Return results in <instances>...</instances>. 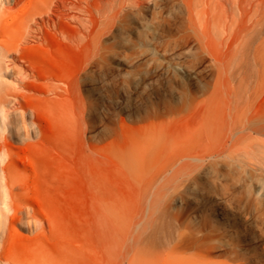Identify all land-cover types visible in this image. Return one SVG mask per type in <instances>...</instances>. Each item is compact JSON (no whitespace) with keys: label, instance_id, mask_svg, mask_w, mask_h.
<instances>
[{"label":"rangeland","instance_id":"rangeland-1","mask_svg":"<svg viewBox=\"0 0 264 264\" xmlns=\"http://www.w3.org/2000/svg\"><path fill=\"white\" fill-rule=\"evenodd\" d=\"M46 1L0 0V39L19 42L0 91L40 115L5 105L0 184L11 169L49 214L44 242L74 264H264V0H62L78 9L56 28ZM84 25L90 42L68 39ZM25 68L61 80L60 106ZM14 229L0 264H73Z\"/></svg>","mask_w":264,"mask_h":264},{"label":"bare ground","instance_id":"bare-ground-1","mask_svg":"<svg viewBox=\"0 0 264 264\" xmlns=\"http://www.w3.org/2000/svg\"><path fill=\"white\" fill-rule=\"evenodd\" d=\"M50 5L54 6V11H55V16H56V21H53L54 27L55 26L57 27L58 24H60L59 21L61 20V15H62V14H60L61 12L63 13L64 10H73L74 11V10L78 9V6L76 5L75 1H72L70 3V5H68V3H66L62 0H47L46 6H48V8H49ZM87 10H89V8ZM64 14H67V16L69 18L73 19L74 21H76L78 19V16H76L77 15L76 13H75L76 15L74 13L69 14L67 12ZM6 24H7V20H5V19H3L0 22V37L3 36L2 34L4 33V27L6 26ZM43 25H44V20L42 19V22L38 23L37 27L35 29H33L36 33V36L41 37ZM84 27L86 29V33H83L82 31H80L81 32L80 34H83V35L73 34L72 36H68V39L71 40L73 43H78V42H80V40H82L84 38L87 39V41H89V38L92 37L94 32H95L94 28L93 27L89 28V27H86L85 25H84ZM44 28H45V26H44ZM74 28L76 29V27H74ZM75 29H74V31H75ZM69 31H71V30H69ZM58 34L65 36V33L63 31H61L60 29L58 30ZM95 40L97 41V39H95ZM93 42H95V41H93ZM18 43L19 42H17V41H14V42L8 41L7 42V40H5V37L3 39H0V49L1 48L4 49V53H3L4 58H7L9 56V57H11V59H14L13 58L14 56L12 55V53L19 52ZM95 44H96V42H95ZM24 71H25L24 77L32 78L35 80L36 79L41 80V83H37L39 86L38 89H35L38 93H41V94L51 93L52 95L55 96L53 98H49V97L45 98V96H44L43 98L39 99L40 102L43 103V101L45 102V100H47L49 98L52 102H55L57 106H60L62 104V101L60 100L61 98L59 99V97L58 98L56 97V96L61 95V94H59V90H62V86L60 85V83H62L61 80L52 79L49 76H47L41 72L34 71L31 68H25ZM20 81H21L22 87L23 86L24 87L30 86L29 83L26 84L22 80H20ZM19 98L23 101L22 102L19 101L18 100ZM9 103H11V104L16 103V105L18 106V110H20L19 111L20 117H22V118L24 117V114L27 113L28 111H30L32 113L33 118H31V120H30V125L32 124V125L37 126L39 124L40 115H39V111H38L37 107H34L32 105H28L26 102V97H25L24 93L18 92V91H13V92H8V93H2L0 91V118L2 120H6V118H7L5 105L9 104ZM41 120H42V118H41ZM26 126H27L26 124H23V128H24L25 132L27 133L28 129ZM12 131L13 130H11V132ZM18 179H19L18 174L14 173V171H12L11 169L6 168V170H4V174L2 175V181H5V184L3 182H2V184H0V188L2 191V195H1L2 199L0 200V245H2L4 235L5 234L10 235L11 230H13L15 232L14 227L16 225H20V223H21V224L26 225L28 230H30L32 228L33 233H34L33 237L29 239V241L32 243L28 244L26 247V249L31 254L34 253L35 255L39 256L42 260H46L47 262L51 261L50 259H52V258L60 259V258L66 256V257H68L67 258L68 261H70L74 264V258L76 257V253L74 252V249H71V253L69 255V253H66L64 251H60L59 249L54 248V247H50L47 243L44 242L43 237L46 236L45 224L47 223L49 225H53V220L49 216L48 213L44 212L39 207H36L33 204H31L27 201H24L23 199H21L19 197V195L23 193V189H22V187H18L15 185V184H17ZM17 188H21V189L17 190ZM35 203H37V205H38V202H35ZM8 211H11V213H7ZM5 254H7V253H5ZM5 254L1 255L3 260H4V264H21L20 263L21 261L19 258L8 256Z\"/></svg>","mask_w":264,"mask_h":264}]
</instances>
